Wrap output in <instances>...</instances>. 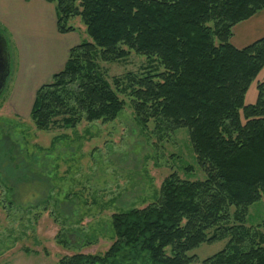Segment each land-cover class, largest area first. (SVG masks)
Masks as SVG:
<instances>
[{"label":"trees","instance_id":"trees-1","mask_svg":"<svg viewBox=\"0 0 264 264\" xmlns=\"http://www.w3.org/2000/svg\"><path fill=\"white\" fill-rule=\"evenodd\" d=\"M46 1L60 33L74 31L68 21L78 17L89 39L37 88L35 125L69 127L83 113L112 120L127 91L144 129L149 120L158 132L188 129L206 174L197 181L170 174L155 202L111 214L114 241L102 255L75 253L56 264H192L190 250L224 237L203 264H264V232L246 224L249 206L264 195V80L256 101L244 103L264 68V37L240 49L231 43L234 26L263 10L264 0ZM131 51L162 70L110 83L96 57L116 61Z\"/></svg>","mask_w":264,"mask_h":264},{"label":"rangeland","instance_id":"rangeland-1","mask_svg":"<svg viewBox=\"0 0 264 264\" xmlns=\"http://www.w3.org/2000/svg\"><path fill=\"white\" fill-rule=\"evenodd\" d=\"M68 25L75 28L68 39H89L78 17ZM1 31L10 73L0 93V264H56L75 253L102 255L114 241L112 213L155 202L172 173L187 181L206 178L188 129L158 132L152 120L144 129L127 91L120 93L125 105L112 120H87L83 113L75 125L38 128L28 102L37 82L20 75L14 39ZM96 62L110 83L128 72L162 70L134 51L125 59L96 57ZM263 80L264 68L252 80L245 104L256 101ZM247 212L246 224L264 232V195ZM228 238L190 250L192 264H203Z\"/></svg>","mask_w":264,"mask_h":264},{"label":"crops","instance_id":"crops-1","mask_svg":"<svg viewBox=\"0 0 264 264\" xmlns=\"http://www.w3.org/2000/svg\"><path fill=\"white\" fill-rule=\"evenodd\" d=\"M0 28L14 39L20 75L26 74L37 82L28 101L30 112L37 88L62 68L70 48L80 42L79 38L68 39L69 33L57 30L54 5L46 0H0ZM262 37L264 9L234 26L231 43L240 49Z\"/></svg>","mask_w":264,"mask_h":264},{"label":"water","instance_id":"water-1","mask_svg":"<svg viewBox=\"0 0 264 264\" xmlns=\"http://www.w3.org/2000/svg\"><path fill=\"white\" fill-rule=\"evenodd\" d=\"M10 72V54L7 48V41L0 33V93L4 88L6 79Z\"/></svg>","mask_w":264,"mask_h":264}]
</instances>
